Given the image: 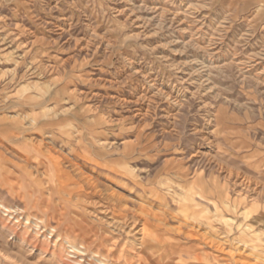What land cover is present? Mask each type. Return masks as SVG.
I'll return each instance as SVG.
<instances>
[{
    "label": "rangeland",
    "instance_id": "obj_1",
    "mask_svg": "<svg viewBox=\"0 0 264 264\" xmlns=\"http://www.w3.org/2000/svg\"><path fill=\"white\" fill-rule=\"evenodd\" d=\"M0 264H264L259 0H0Z\"/></svg>",
    "mask_w": 264,
    "mask_h": 264
},
{
    "label": "crops",
    "instance_id": "obj_2",
    "mask_svg": "<svg viewBox=\"0 0 264 264\" xmlns=\"http://www.w3.org/2000/svg\"><path fill=\"white\" fill-rule=\"evenodd\" d=\"M259 3H260L261 7L264 6V0H259ZM56 94L60 96V93H55L54 95L52 94V98L53 97L55 98ZM6 96H7V98H9L8 94H6ZM57 105L59 106L58 103H57ZM39 106H43V102L38 101V99L31 94V95L23 96V98H20L17 102L12 101L11 106L6 105V108L7 107L11 108V109L16 108L17 113H16V115H14V117H25L26 122L29 124H32V125H40L41 123L52 122V121H56L58 119H64V118H68V119L74 118V119H76V121L80 125V116H78L76 111L73 109H71V110L65 109L59 113H57V111H56L57 109H56V110H54V116L55 117L51 120H45V119L37 118V117H35V115H33L34 114L33 112ZM59 107L61 108V106H59ZM87 131L97 132V131H94L93 129H90ZM197 184H199V185L204 184V187L202 188L201 193L203 194V197H206L207 193H209V192L207 190L206 183L204 182V178L202 177V179H199V183H197Z\"/></svg>",
    "mask_w": 264,
    "mask_h": 264
},
{
    "label": "bare ground",
    "instance_id": "obj_3",
    "mask_svg": "<svg viewBox=\"0 0 264 264\" xmlns=\"http://www.w3.org/2000/svg\"><path fill=\"white\" fill-rule=\"evenodd\" d=\"M91 182V181H90ZM86 183V182H85ZM92 183V182H91ZM89 184V183H88ZM88 184H86L87 186H89ZM92 184H94V183H92ZM80 186V185H79ZM85 187H82L81 189H80V191L79 192H81L83 189H84ZM88 190V189H87ZM82 193H84V192H82ZM78 195V194H77ZM75 197V196H74ZM69 198V197H68ZM79 198V197H78ZM71 199V198H70ZM88 199V198H87ZM69 200V199H68ZM73 200V199H72ZM76 200V199H75ZM78 200V199H77ZM76 200V201H77ZM82 200V199H81ZM65 201V200H64ZM65 212V211H64ZM123 218L125 219V221L123 222V227H122V229L123 228H133V226L135 225L134 223V225L132 224V222H131V218H128V216L126 215V214H124V216H123ZM57 220V219H56ZM111 220H112V222L111 223H114V221L116 220L115 218H111ZM63 221V220H62ZM117 224V223H116ZM67 226V225H66ZM62 228H64V227H62V224H59V228L58 229H55L56 231L57 230H59V231H61V233L63 232V229ZM65 229V228H64ZM65 230H67V231H69L70 232V234H77V235H79V232L80 231H78L79 229H76L75 227H72V226H70V227H68V228H66ZM141 230V229H140ZM142 231H143V229H142ZM142 231H140V232H142ZM137 233V232H136ZM103 236V235H102ZM83 238V237H82ZM84 239V238H83ZM137 240V239H136ZM140 241V240H139ZM139 245H141L140 246V249H138V250H145V245L143 244V243H139ZM68 248L69 249H71L72 248V246L71 245H69L68 246ZM146 251V250H145ZM136 253V252H135ZM139 255H141V254H139ZM138 255V256H139ZM146 256V255H145Z\"/></svg>",
    "mask_w": 264,
    "mask_h": 264
}]
</instances>
